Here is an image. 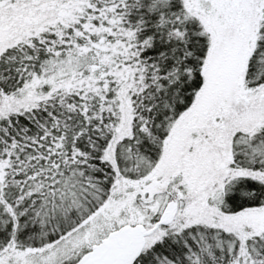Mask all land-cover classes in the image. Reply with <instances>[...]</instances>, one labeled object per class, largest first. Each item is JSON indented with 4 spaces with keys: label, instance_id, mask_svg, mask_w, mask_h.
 <instances>
[{
    "label": "snow or ice",
    "instance_id": "snow-or-ice-1",
    "mask_svg": "<svg viewBox=\"0 0 264 264\" xmlns=\"http://www.w3.org/2000/svg\"><path fill=\"white\" fill-rule=\"evenodd\" d=\"M0 264H264V0H0Z\"/></svg>",
    "mask_w": 264,
    "mask_h": 264
}]
</instances>
